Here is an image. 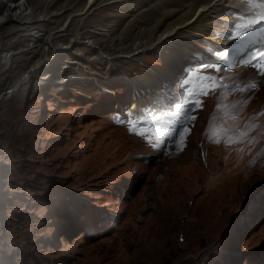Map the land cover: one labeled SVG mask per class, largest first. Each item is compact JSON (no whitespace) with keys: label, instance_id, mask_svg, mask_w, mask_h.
<instances>
[{"label":"rangeland","instance_id":"374dc122","mask_svg":"<svg viewBox=\"0 0 264 264\" xmlns=\"http://www.w3.org/2000/svg\"><path fill=\"white\" fill-rule=\"evenodd\" d=\"M68 1L43 14L44 27L22 33H61L73 18ZM107 1L81 31L55 38V74L42 67L17 100H0V264H264V75L240 66L190 72L196 92L191 132L160 147L146 123L152 117L121 116L114 102L133 94V80L150 87L156 77L159 86L158 74L165 72L174 74L172 81L205 39L194 34L195 25L173 36L175 44L130 52L146 37L139 27L123 37V29L146 13L145 21L160 16L162 6L148 12L143 9L156 0L138 10ZM210 14L214 19L202 24L217 23L218 15ZM8 16L14 20L4 30L23 18ZM113 22L117 30L107 33ZM4 46L2 55L9 56L28 44ZM123 46L118 60L115 50ZM48 49L6 58L2 95ZM47 73L52 77L43 78Z\"/></svg>","mask_w":264,"mask_h":264},{"label":"bare ground","instance_id":"6f19581e","mask_svg":"<svg viewBox=\"0 0 264 264\" xmlns=\"http://www.w3.org/2000/svg\"><path fill=\"white\" fill-rule=\"evenodd\" d=\"M28 1L29 0H0V100H3L4 98L17 100L18 97L23 95V92H24V89H25V86L27 85V83H29L33 77L38 75V72L41 71L40 69H42V67L49 66V68H51V70L53 71V74H55V71H56L55 70V68H56L55 58H58V56H59L58 53L60 52V51L59 52L57 51L58 50L57 49L58 41L57 40L55 41V38L58 40H61L62 36H66L65 34L67 31L72 30V32H73V31L77 30L79 32V31H81V29L85 28V26L89 23L87 21L90 19V15H92L91 13H93L94 11L98 10L101 7L100 3L103 0H86V3L84 5H82L83 4L82 0H69L68 3L66 4V6L68 7L69 5H73L72 8H70V7L67 8V9H71V11H72V13H70V15L73 14V18L70 21L71 23L66 28L62 27L61 29L63 31H61V29H59L62 34L61 33H56V34L49 33L48 35H34V34H31L32 31H31V33H22V31L23 30H31V29L34 30L37 28L40 29L41 26L44 27V24L46 23L47 20L45 17L42 18L43 14H46L47 11L52 6L61 2V0H36L33 5H31V3H29ZM149 1H151V0H109V1H107L106 4H108V7L109 6H112V7L115 6L118 8V7L124 6L125 8L130 7V9H132V10H138V9H141L142 6L148 4ZM238 1H239V4L242 8L250 10L252 13H260V15H261V13L264 14V0H156L155 4H153L150 8H144L143 10H147L148 12H150V11L153 12L155 10V8L162 6L160 8V11L158 10L159 8L155 10V11L158 10L159 12H161L160 16H157L154 18L152 17V18L147 19L145 21V19L150 14V13H146V14L142 15L141 19L129 24L125 29H123V32H121V33L123 35L124 32L130 31L132 29V27H135L136 29L138 27H139V29L143 28L141 30L142 31L141 33L145 35L146 40L144 42L142 41L143 44H141L137 47L135 46L134 48H132L130 50V52H134V53H142V51H144L146 49H157V48L159 49V48H162L164 46L171 45L173 43L175 44V41L177 39L173 36H175L176 34H181V32H179L181 29L184 30L185 27H187L189 29L195 25L198 27H196L197 29H196V32H194V34H196L199 38L205 39L204 41L202 40L204 42L203 47H206L207 40L211 41L212 43L228 44V43H231L230 40L229 41H227V40L221 41V40H219L218 34L209 33L208 30H210V28H212L213 26L217 28V25L219 24V20H221V19H231V16L226 15V13L230 7H240L238 5ZM99 4H100V6H99ZM27 11H29V13H26ZM207 11H208V13H206ZM11 12L12 13L13 12L19 13V16L20 17L23 16V18H21V21H19L20 22L19 25H9V27L11 26L10 27L11 29L10 30H4V26L6 28V24H8V23H10V21L14 20L12 17L8 16ZM210 12L218 15L217 18H215V19H217L216 22L218 24L214 22L215 20L214 21L210 20L208 22L206 21V23L202 24L201 21L208 18V17L209 18L213 17V19H214V16H212L210 14ZM60 15H62V13ZM85 15H87V16H85ZM240 15H241V13H240ZM25 17H27L29 21H24V23H23L22 20ZM55 17H57V15H55ZM74 17H77V18H74ZM241 17H242L243 21H245V19H248V17H246V14L243 11H242ZM68 18H69V16H68ZM81 20H83L82 23H80ZM54 21H58V20H49V22H54ZM139 24H143V25H139ZM146 24H148V25H146ZM151 24H153V25L150 28H147L148 29L147 33H146V31L143 32V30L146 29L144 27L149 26ZM63 25H65V24H63ZM70 25L72 28L70 27ZM118 25H119V22H113L111 25H105L104 30L106 29L107 33H112V32L117 30ZM162 25H164L165 27L161 31V34L159 35L158 31L160 30ZM45 29H47V28H45ZM33 33H35V32H33ZM87 34L88 33H83V36H86ZM29 35H31L32 38H30ZM76 35H78V34L76 33ZM122 35H118L116 38L118 40L122 41ZM210 35L217 36L218 39L215 40V38L211 37ZM83 36H82V38H83ZM123 37H124V35H123ZM170 37H173L174 39L173 38L171 39ZM12 39H15L14 42L11 41ZM30 39H31V41H29ZM51 39H53V41H52L53 44H50ZM72 39H73V37H72ZM28 41H29V43H28ZM139 41H141V40L139 39ZM26 42H27L28 46L26 49H22L21 52L16 51V52L11 53L9 56L7 55L8 53L6 54V56L2 55L4 53V51L6 50V46H4L5 44L9 43L10 46L13 47L17 44L25 45ZM31 42H33L32 45H30ZM153 43H155L156 45L153 48H150V47H152ZM48 44H49V49L47 51L43 50V53H42V56L40 57V60L33 66V69L30 70V72H28V74L27 73L25 74V71L23 70V72H20V74H18L17 77H15L14 85H16L17 87L16 88L13 87L12 89L7 90V93L4 92V94L6 96L2 95L1 86L7 80H5V79L2 80V76H1L2 71L1 70H2V65H3L4 61H6V58H9V59H7V61L8 60L17 61V59L24 58L23 53H26L28 51H32L33 52L32 57H36L38 53L40 54L41 49L43 47L45 48L46 45H48ZM69 46H71V45H67V47H69ZM124 46L122 47L121 50L120 49L119 50L114 49L115 52L119 53L116 55V57H115L116 59L119 58L120 56H122L123 53L127 51L126 49H124L125 48ZM142 47H144V48H142ZM106 49H107V47H106ZM111 49H113V48H109L108 51H110ZM197 49H198L197 51H201V52L203 51V48H201V47H198ZM19 54H21V57H17ZM49 56H51V57H49ZM82 56H80V57H82ZM43 58L45 60L42 62V64H40ZM107 58H108V56H107ZM3 59H5V60H3ZM49 59L52 60L51 64H48L47 62H45ZM76 59H78V58H73V57L71 58L70 57L69 59H67V61L76 64L75 62H78V60H76ZM110 59L111 58L109 57L108 60L110 61ZM118 60H120V58ZM112 61L115 65L116 60H112ZM67 65L68 64H65V66H67ZM69 66H71L70 68L71 69L73 68V70L77 69L76 66H72V65H69ZM246 69L253 70V68L245 67L243 65L238 68L239 71L246 70ZM254 71L255 70H253V74L255 75L256 73ZM47 74H44L42 77L43 78H51L52 77V75H49V74L47 75ZM67 75L72 76V77L77 76V74H73V73H69ZM257 77H259V76L257 75ZM260 77H262V76H260ZM63 81H64V79L60 82H63ZM133 103L134 104H132V107H135L137 105V102L134 101ZM116 106L118 107L119 104H117ZM141 122H143V121H141ZM177 144L178 143H176V145Z\"/></svg>","mask_w":264,"mask_h":264},{"label":"snow or ice","instance_id":"6c2138e0","mask_svg":"<svg viewBox=\"0 0 264 264\" xmlns=\"http://www.w3.org/2000/svg\"><path fill=\"white\" fill-rule=\"evenodd\" d=\"M193 119H195V117H193ZM184 133H188V134H190V132H191V129L190 128H184ZM181 139H184V136H183V134L181 135Z\"/></svg>","mask_w":264,"mask_h":264}]
</instances>
